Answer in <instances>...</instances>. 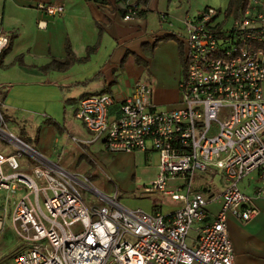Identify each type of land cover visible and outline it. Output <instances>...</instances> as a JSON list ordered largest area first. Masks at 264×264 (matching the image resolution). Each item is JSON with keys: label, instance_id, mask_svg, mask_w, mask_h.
<instances>
[{"label": "built area", "instance_id": "2783aa9c", "mask_svg": "<svg viewBox=\"0 0 264 264\" xmlns=\"http://www.w3.org/2000/svg\"><path fill=\"white\" fill-rule=\"evenodd\" d=\"M263 2L251 0L245 12L231 18L232 26L225 10L213 6L186 19L179 108H158L153 88L140 82L113 119L116 99L108 92L86 95L76 108V117L112 154L157 152V176L143 189L162 193L178 208L129 207L117 192L102 193L37 150V163L23 171L25 150L14 143L9 145L15 152L0 148V233L10 218L26 240L13 257L15 264H236L228 216L247 222L257 212L241 183L257 173L261 184L254 192L264 197ZM39 7L52 16L64 12L63 4ZM137 13L130 7L124 18ZM9 41L0 33V53ZM212 169L222 173L224 191L192 187ZM180 179L182 184H172ZM85 189L100 201L88 203ZM216 200L222 205L213 213L208 205ZM191 231L195 236L189 243Z\"/></svg>", "mask_w": 264, "mask_h": 264}, {"label": "crops", "instance_id": "0c3cea01", "mask_svg": "<svg viewBox=\"0 0 264 264\" xmlns=\"http://www.w3.org/2000/svg\"><path fill=\"white\" fill-rule=\"evenodd\" d=\"M229 1L0 0V33L9 38L16 35L11 49L0 53V91L6 92L3 113L7 129L16 134L11 124L16 125L19 136L31 139L36 150L46 157L53 155L56 145L64 144L65 164L69 167H83L84 156L95 157L99 171L101 159L116 154L108 151L104 140L93 135L76 117L81 98L93 93L113 94V119L121 101L140 82L153 88L158 108H179L186 19L209 6L226 9ZM42 3L63 4L64 12L61 16L49 15L39 7ZM130 7H136L138 13L125 19ZM39 21H45L47 26L39 27ZM68 41L78 58L87 55L88 47L94 50L86 60L44 70L54 59H66ZM70 118H77L81 126ZM69 134H74L78 141L69 138ZM140 152L148 159L154 151ZM257 182L254 172L242 184L252 196L256 214L247 222L233 214L228 216L236 264H264V197L255 195ZM129 201L123 203L128 206ZM133 205L153 208L151 201ZM210 210L217 213L220 209L218 206Z\"/></svg>", "mask_w": 264, "mask_h": 264}, {"label": "rangeland", "instance_id": "374dc122", "mask_svg": "<svg viewBox=\"0 0 264 264\" xmlns=\"http://www.w3.org/2000/svg\"><path fill=\"white\" fill-rule=\"evenodd\" d=\"M60 4V3H56ZM214 7V6H213ZM219 8V7H216ZM225 10L223 8H219ZM219 17V19H224ZM228 19V26H232L233 20L231 16L226 15ZM238 17V15H237ZM233 17V18H237ZM3 93L0 91V148L4 149L7 152H15L16 147L9 145V143H14L18 145L21 149H24V156L22 157V169L23 171H30L34 164L37 162L34 160L33 155H35L36 148L33 146L31 139L26 137L19 136V132L16 125L11 124L13 131L17 134L15 136L19 137L25 144L29 145L31 149L27 148L25 145L19 144L15 139L9 136L2 130L9 131L7 129V121L5 114L3 113ZM75 119V118H74ZM70 121L75 122L81 126V121L77 118ZM68 121V123H71ZM69 138L77 140L74 134H69ZM78 141V140H77ZM80 142V141H79ZM82 146L83 144L80 143ZM65 146L56 145L53 151L52 156H47V158L60 167L65 168L69 173L74 176L79 175L82 179H87L93 182V185L102 193L106 195H112L114 192L118 193L119 199L122 202H126L129 199V207H133L135 203H153V206L159 205L164 212L171 210V208L177 205L178 202L173 201L169 197H165L160 192L147 193L144 191L143 187L145 184L151 183L157 176L158 173V164H159V155L157 152H152L151 157L147 159L146 155L138 151L134 155H115L107 157L105 156L102 160L99 171L97 167L99 162L95 157L84 156L85 159L83 167L79 165H72L69 167L65 164ZM81 161V160H80ZM82 162V161H81ZM246 180V179H245ZM184 180H173L172 184H182ZM244 183V181L241 183ZM260 182L254 183L260 185ZM81 185H84L81 183ZM192 187L199 190H209L211 194H219L224 191L225 183L222 180V173L219 170H209L208 172L199 175L192 182ZM84 195L88 203L96 202L100 199L98 195H91L89 190H84ZM92 196L96 197L93 198ZM211 204V203H210ZM208 205L214 209L219 206L221 208V201L216 200L213 205ZM127 205V204H126ZM42 207L48 213L44 202L42 201ZM147 210V209H146ZM150 210V209H148ZM22 231L18 225H16L10 218L4 230L0 233V264H15L13 257L15 253L22 247L26 245V240L22 235ZM195 233L191 231L189 233L188 242H193V237ZM113 264V263H108Z\"/></svg>", "mask_w": 264, "mask_h": 264}, {"label": "trees", "instance_id": "16d2710c", "mask_svg": "<svg viewBox=\"0 0 264 264\" xmlns=\"http://www.w3.org/2000/svg\"><path fill=\"white\" fill-rule=\"evenodd\" d=\"M95 1L98 3H106L107 2V0H95ZM250 1L251 0H230L227 8L225 9V15H228L231 17L232 16L237 17V15H239L240 13H243L246 11V9L248 8V6L250 4ZM15 37H16V35L10 37L9 45L5 49L6 51L11 49V47L13 45V40ZM168 37L169 36H165L163 38H168ZM93 50H94L93 47H88L87 55L85 57L78 58L74 54L72 47L68 41L66 44V52H67L66 59L64 61L54 59L48 66L44 67V70L52 69L53 67H56V65L57 66H64V65H69V64L73 63L74 61L86 60L89 58V56ZM183 67H184V62H183ZM183 73H184V68H183ZM5 95H6V92L3 93V98L5 97ZM2 103H3V99H2ZM0 107H1V105H0Z\"/></svg>", "mask_w": 264, "mask_h": 264}, {"label": "bare ground", "instance_id": "6f19581e", "mask_svg": "<svg viewBox=\"0 0 264 264\" xmlns=\"http://www.w3.org/2000/svg\"><path fill=\"white\" fill-rule=\"evenodd\" d=\"M13 139H15V141H17L19 144H21V145H23L24 146V144H22L20 141H18L14 136H11Z\"/></svg>", "mask_w": 264, "mask_h": 264}, {"label": "water", "instance_id": "95a60500", "mask_svg": "<svg viewBox=\"0 0 264 264\" xmlns=\"http://www.w3.org/2000/svg\"><path fill=\"white\" fill-rule=\"evenodd\" d=\"M10 136H13L12 134L8 133Z\"/></svg>", "mask_w": 264, "mask_h": 264}]
</instances>
